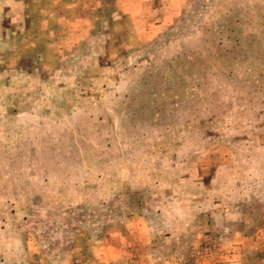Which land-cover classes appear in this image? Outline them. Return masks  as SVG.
Segmentation results:
<instances>
[{
	"label": "rangeland",
	"instance_id": "obj_1",
	"mask_svg": "<svg viewBox=\"0 0 264 264\" xmlns=\"http://www.w3.org/2000/svg\"><path fill=\"white\" fill-rule=\"evenodd\" d=\"M26 1L0 21V264H264V0L154 32Z\"/></svg>",
	"mask_w": 264,
	"mask_h": 264
},
{
	"label": "crops",
	"instance_id": "obj_2",
	"mask_svg": "<svg viewBox=\"0 0 264 264\" xmlns=\"http://www.w3.org/2000/svg\"><path fill=\"white\" fill-rule=\"evenodd\" d=\"M35 1H43V0H35ZM94 0H57L54 2H59L57 4L64 5L65 9H73V16L70 18L66 16L64 20H62L63 15H59L60 18H57V22L59 24L66 23L70 21L71 23L77 25L79 27L81 25V29H85L86 24H92L95 20L89 16V5ZM117 5V9L125 10L129 13L130 19L132 21V25L136 27L137 23L146 22L153 23L155 29H151V32L157 30V28L171 24L174 21H177L181 15L182 7L185 0H114ZM29 2L26 0H0V21L3 22H12L17 17L19 20H24L27 16L25 12V7ZM18 6L20 8H18ZM90 7V8H89ZM79 9V10H78ZM45 11L41 10L40 14H44ZM55 13V11H54ZM80 13H83L80 15ZM89 17V18H88ZM115 18H110V20L115 21ZM101 20L104 16L99 17ZM94 20V21H92ZM159 23V24H155ZM11 24V23H10ZM11 26V25H10ZM9 26V31H11V27ZM89 28V27H87ZM11 35V33H10ZM90 35V34H89Z\"/></svg>",
	"mask_w": 264,
	"mask_h": 264
}]
</instances>
